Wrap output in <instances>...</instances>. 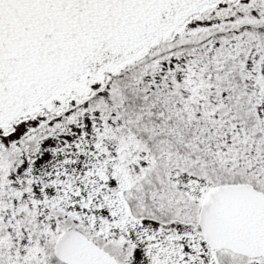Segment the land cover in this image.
I'll return each instance as SVG.
<instances>
[{
    "label": "snow or ice",
    "instance_id": "obj_1",
    "mask_svg": "<svg viewBox=\"0 0 264 264\" xmlns=\"http://www.w3.org/2000/svg\"><path fill=\"white\" fill-rule=\"evenodd\" d=\"M0 264H264V0H0Z\"/></svg>",
    "mask_w": 264,
    "mask_h": 264
}]
</instances>
